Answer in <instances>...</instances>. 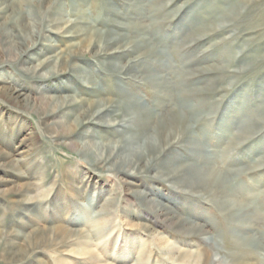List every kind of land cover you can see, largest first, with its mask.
Instances as JSON below:
<instances>
[{"label":"rangeland","instance_id":"obj_1","mask_svg":"<svg viewBox=\"0 0 264 264\" xmlns=\"http://www.w3.org/2000/svg\"><path fill=\"white\" fill-rule=\"evenodd\" d=\"M67 22L70 37L56 31ZM109 33L123 39L107 45ZM62 97L80 104L50 100ZM180 113L191 139L177 135L146 169L80 153ZM191 164L227 177L238 217L167 175ZM215 259L264 264V0H0V264Z\"/></svg>","mask_w":264,"mask_h":264},{"label":"bare ground","instance_id":"obj_2","mask_svg":"<svg viewBox=\"0 0 264 264\" xmlns=\"http://www.w3.org/2000/svg\"><path fill=\"white\" fill-rule=\"evenodd\" d=\"M27 25H29V27L31 26L30 23L26 24V26ZM76 28H78L77 25H75L72 22H67L63 27L58 28L56 31L63 33V35L66 37H70L74 34L72 32V30H75ZM88 32L92 34L93 38H97V39H100L101 36L103 35V33L99 32V30L94 31V30L88 29ZM36 34H37L36 30L31 28V31L29 30V32L25 33V39L28 42H32L35 39ZM120 39H123V38H120V36H117V35L113 36L112 34L109 33V36L108 35L105 36V44L111 45V43L117 42ZM129 45H130L129 43L124 42L123 47H119V48L127 49L129 47ZM50 100H52V102L55 105L58 104L59 107H63V108L68 106V105L80 104V102L77 100H68L65 97L51 98ZM88 100H89V98H88ZM107 105H106L105 101L99 102V103L93 102V103L87 104L85 109H83L84 111H82L81 114H79L78 116L73 118V120L71 122L68 121V122H61L60 123L61 130H62L63 134L64 135L73 134L78 129L79 126H81L82 124H84L86 122H89L95 116L102 113ZM185 108L191 112L190 114L193 115L192 106L187 105ZM79 112H81V111H79ZM195 116H196V114H195ZM168 117H169V119L162 118L161 120H159L157 122V124H155L154 127H152V128H151L152 125L151 124L148 125V123L146 122V128L142 134H140V135L135 134V135L126 137L125 139H123L119 143H110V142L103 143L102 141H96V142L83 141V142H80L79 146H78L80 149V153L83 156L93 158L96 161L108 162L111 164V166H115L119 169H125V170L128 169L129 170V169H136V168L138 169L139 167L146 169L151 164V161L155 159V157H158L160 154H163L165 152V150L168 149L173 144V141L175 140L177 135L186 136L189 139H191V134L189 133V126L190 125L188 126L186 124V122L182 118L181 113L176 114V116L171 115ZM125 121H127V120H124V121L110 120L108 122V124L110 126H116V125L122 126ZM191 165L190 166L189 165L188 166L187 165H178V166L174 165V166H172L170 171L167 173V175L172 179H176L179 186L199 190L202 194L207 195V196L212 194L215 197H218L219 201H217V202H218V204H220V208L223 211H226V212L230 213L231 215L238 217V213L242 212V210H243L241 208H244V205H243L244 203H242V204L239 203L240 200L238 201L237 197H234L233 193L227 194L225 192V187H226L225 185L227 182V179H226L227 177H225L223 174L218 172V170L216 171L213 168H210V166L208 168H206L205 171H202L200 168H198V166L195 167V166H193L194 164L192 166ZM211 165H213V164H211ZM153 210H154V205H153ZM160 211L163 214L167 213L165 210L160 209ZM163 217H165V216H163ZM168 219L172 220L173 224H175V225L179 224V221L175 220L173 217H169ZM241 224H242V221H241ZM189 227L196 228L197 229L196 232H198V233L202 232V228L199 226L196 227V226L191 225V223H190ZM253 244H254L253 246L257 250H263L262 246L259 245L258 243H253ZM200 255L201 256H207L208 258H211V255H210L209 251H207V250L204 251L203 253H201ZM215 260H217L216 261L217 264H253L251 262H248V261H245L242 259H235L231 263H227V262L223 263L219 259H215Z\"/></svg>","mask_w":264,"mask_h":264}]
</instances>
